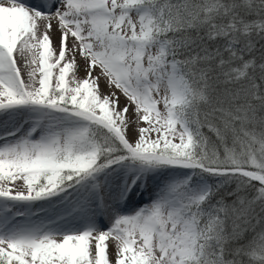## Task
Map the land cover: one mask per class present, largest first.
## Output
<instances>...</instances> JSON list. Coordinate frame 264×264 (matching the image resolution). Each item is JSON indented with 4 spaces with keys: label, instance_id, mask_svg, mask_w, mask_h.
<instances>
[{
    "label": "snow or ice",
    "instance_id": "snow-or-ice-1",
    "mask_svg": "<svg viewBox=\"0 0 264 264\" xmlns=\"http://www.w3.org/2000/svg\"><path fill=\"white\" fill-rule=\"evenodd\" d=\"M0 264H264V0H0Z\"/></svg>",
    "mask_w": 264,
    "mask_h": 264
},
{
    "label": "bare ground",
    "instance_id": "bare-ground-1",
    "mask_svg": "<svg viewBox=\"0 0 264 264\" xmlns=\"http://www.w3.org/2000/svg\"><path fill=\"white\" fill-rule=\"evenodd\" d=\"M52 37H53V43H54V45H55L56 42H57V33H56L55 31H53V33H52ZM20 67H21V72H22V74H24L25 69H24L22 63L20 64ZM80 75H81V76L84 75L83 71L80 72ZM25 79H27L26 76H25ZM107 90H108L107 87L104 85L103 81H101V92L104 93V92H107ZM121 102L123 103V98L121 99ZM130 138H131V133H130ZM109 251L111 252V247H110Z\"/></svg>",
    "mask_w": 264,
    "mask_h": 264
}]
</instances>
